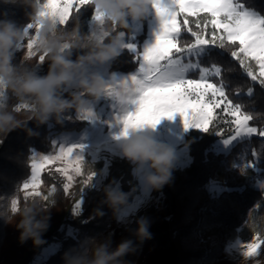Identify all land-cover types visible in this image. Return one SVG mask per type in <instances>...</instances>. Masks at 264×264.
Masks as SVG:
<instances>
[{
    "label": "trees",
    "instance_id": "1",
    "mask_svg": "<svg viewBox=\"0 0 264 264\" xmlns=\"http://www.w3.org/2000/svg\"><path fill=\"white\" fill-rule=\"evenodd\" d=\"M45 1L0 0V75L11 66L17 79L0 107V264H76L75 256L111 229L108 252L91 264H240L224 256L227 243L238 235L264 241V190L255 186L257 172L250 166L256 165L264 176V77L239 42L225 39L210 25L208 14L179 16L178 46L185 49L199 37L211 44L199 59L201 68L218 70L212 83L261 135L237 142L228 153L215 152L216 142L236 131L233 118L217 110L206 131L191 129L185 135L191 157L187 166H178L162 146H152L153 201L128 225L111 228L112 219L139 192L138 162L129 157L85 161L70 194L57 172L46 171L41 180L55 190L52 203L24 198L22 186L33 172V151L47 154L56 136L82 130L84 121L70 119L81 104L98 97L68 92V76L110 52L120 34L128 37L136 16L143 27L150 17L144 2L126 0L114 17L105 19L106 36L96 40L90 28L96 4L85 2L53 32L46 31L52 47L48 53L23 57L15 49ZM233 1L264 19V0ZM137 65L135 55L124 50L113 58L110 70L129 72ZM189 76L197 78L199 72ZM24 90L29 107L16 95ZM211 181L223 188L219 194L208 188ZM77 198H82L78 212ZM52 246H57L55 251L40 260Z\"/></svg>",
    "mask_w": 264,
    "mask_h": 264
},
{
    "label": "rangeland",
    "instance_id": "2",
    "mask_svg": "<svg viewBox=\"0 0 264 264\" xmlns=\"http://www.w3.org/2000/svg\"><path fill=\"white\" fill-rule=\"evenodd\" d=\"M124 1L46 0L39 5L35 21L26 28L15 51L23 57L48 53L52 47L46 31L53 32L57 24L68 19L75 7L85 2L96 4L90 28L92 37L102 40L107 34L103 26L105 19L114 17ZM140 1L146 4L150 15L146 26L143 27L136 16L128 37L125 33L120 34L110 52L99 54L68 76V92H91L98 97L81 104L70 119L84 121L82 130L56 136L53 148L47 154L33 151V172L22 186L26 200H39L44 205L52 203L55 190L45 188L41 180L46 171L57 172L65 180L70 194L85 161L94 163L107 157H129L138 162L135 174L139 192L112 219L111 228L128 225L141 208L153 201L152 146H162L178 166H187L191 157L185 135L191 129L206 131L217 110L233 118L236 131L217 141L215 152L228 153L237 142L261 135L249 124V117L226 99L222 88L212 83L218 70L201 68L199 59L211 44L199 37L189 47L180 49L178 38L182 33L181 14H208L210 25L225 39L239 42L243 53L258 63L264 77V19L233 0ZM144 31L146 36L142 38ZM216 36L214 33L213 37ZM124 50L135 55L138 65L129 72L111 71L113 58ZM195 72H199L197 78L189 76ZM16 82L11 66H7L0 75V107L6 105L8 89ZM16 95L24 106L29 107L28 91H18ZM250 166L257 172L255 186L264 190V176H259L256 165ZM207 186L213 194L223 190L215 181ZM81 204L82 198H77L74 210L78 212ZM31 235L30 231L25 233L27 238ZM112 238V229L99 236L91 249L75 256L76 264H91L105 255ZM56 247L45 250L40 260L48 258ZM263 249L264 241L260 237L244 239L238 235L226 244L224 256L240 264H264Z\"/></svg>",
    "mask_w": 264,
    "mask_h": 264
}]
</instances>
